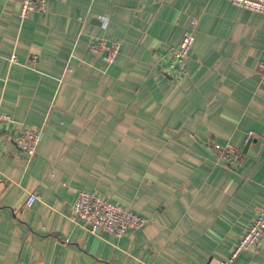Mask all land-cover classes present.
Returning a JSON list of instances; mask_svg holds the SVG:
<instances>
[{
    "label": "crops",
    "instance_id": "1",
    "mask_svg": "<svg viewBox=\"0 0 264 264\" xmlns=\"http://www.w3.org/2000/svg\"><path fill=\"white\" fill-rule=\"evenodd\" d=\"M0 0V264H211L264 210V13L231 0ZM185 72L168 69L190 21ZM116 41L108 63L90 42ZM14 55V59H12ZM39 131L33 155L13 137ZM214 143L241 160L224 162ZM79 190L146 218L73 217ZM36 198L25 206L28 193ZM231 264H264V231Z\"/></svg>",
    "mask_w": 264,
    "mask_h": 264
},
{
    "label": "built area",
    "instance_id": "2",
    "mask_svg": "<svg viewBox=\"0 0 264 264\" xmlns=\"http://www.w3.org/2000/svg\"><path fill=\"white\" fill-rule=\"evenodd\" d=\"M48 0H21L18 9V17L20 19L26 17L33 10H47ZM234 4L245 7L247 9L264 13V0H231ZM195 20L190 21V28L184 32L178 42L177 47L168 53V69L174 77H179L186 69V60L189 50L194 42V34L192 27ZM90 52L100 55L106 52L104 59L111 63L117 54L118 44L116 41L105 42L98 39L90 42L88 45ZM14 59V55L11 57ZM11 121L9 114L0 110V136L1 125ZM39 131L20 129L13 137L15 145L26 154L33 155L39 142ZM213 149L217 152L219 159L224 162H236L241 160L240 152L229 143H214ZM36 198L34 192L28 193L25 199V206L29 207ZM71 213L73 217L81 219L88 224L91 229L100 228L109 235L119 237L129 229H135L144 224L146 218L122 207L101 196L93 195L86 190H79L72 204ZM264 231V210L252 221L248 228L241 234L236 245L230 252L229 256L224 259L211 261V264H231L235 256L245 248L253 247L260 240V236Z\"/></svg>",
    "mask_w": 264,
    "mask_h": 264
},
{
    "label": "water",
    "instance_id": "3",
    "mask_svg": "<svg viewBox=\"0 0 264 264\" xmlns=\"http://www.w3.org/2000/svg\"><path fill=\"white\" fill-rule=\"evenodd\" d=\"M99 229V228H98Z\"/></svg>",
    "mask_w": 264,
    "mask_h": 264
}]
</instances>
